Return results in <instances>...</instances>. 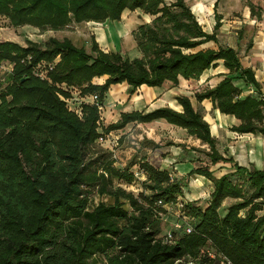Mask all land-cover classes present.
Returning a JSON list of instances; mask_svg holds the SVG:
<instances>
[{
  "label": "trees",
  "instance_id": "obj_1",
  "mask_svg": "<svg viewBox=\"0 0 264 264\" xmlns=\"http://www.w3.org/2000/svg\"><path fill=\"white\" fill-rule=\"evenodd\" d=\"M246 5L251 16L260 18L252 2ZM125 9L155 16L132 32L140 53L132 59L103 51L95 39L90 51L68 38L49 37L44 46L31 40L25 46L0 41V64H12L0 79V264H97V257L105 264H213L208 248L233 264H264V168L239 165L220 153L210 124L189 97H175L181 111L163 106L122 112L104 129L108 133L132 122L163 119L208 145L206 157L189 174L211 182L209 200L204 208L185 201L193 229L175 232L172 241L158 236L165 210L156 201L183 197L180 181L143 159L138 164L149 194L135 196L114 186L115 180L131 184L130 166L137 163L115 167L108 153L103 164L91 169L84 155L100 133L99 109L88 103L77 113L66 102L72 88L80 97L97 94L102 104L114 84L125 83L134 92L141 85H174L179 77L198 79L222 60L230 75L196 93L195 99L210 100L220 113L238 119L232 131L264 137V81L258 82L254 71L242 65L238 51L194 50L216 42V34L203 30L185 0L169 5L164 0H0V16L11 26L42 32L61 31L71 23L119 21ZM215 18L216 30L221 17L216 13ZM40 62L54 63L45 78L33 73ZM101 76H106L102 84L93 83ZM236 80L262 96L241 97ZM218 163L232 164L231 171L215 176L211 168ZM94 188L112 196L113 203L88 209ZM226 200L231 202L220 214Z\"/></svg>",
  "mask_w": 264,
  "mask_h": 264
},
{
  "label": "rangeland",
  "instance_id": "obj_2",
  "mask_svg": "<svg viewBox=\"0 0 264 264\" xmlns=\"http://www.w3.org/2000/svg\"><path fill=\"white\" fill-rule=\"evenodd\" d=\"M175 0H164L165 4H170L174 2ZM186 3L190 6L192 2L195 0H185ZM247 1H250L254 4L255 9L258 12H264V0H241V4L233 3V0H227L225 3L227 7L221 8L219 5L217 9H215L217 12L219 11H225L226 17L228 22L230 23V29L229 36L232 33V25H235L233 21L239 19H243V16L241 14V9ZM238 4V6H237ZM241 6V7H240ZM201 7H205V5H201ZM127 16L123 18V22H126L125 25L122 24L121 18L120 21H117L116 24H114L115 21L111 22L113 23L111 26L110 22H107L106 24H109L108 26L115 27V33L114 35L110 37H98L96 35L97 28L99 26L97 25H86L84 23L75 24L71 23L69 26H67L64 30L61 31H39V29L34 28L32 26H20V27H13L9 24L8 19H6L3 16H0V41H14L22 46H25L27 43V40H31L34 42L39 43L41 46H44L48 40L49 37H55L59 40L63 38H68L74 43L76 46H84L87 51H90L91 48V42L92 39H95L98 42L99 47L108 52L111 50L119 51L123 56H127L130 59L134 57L140 56L137 48H136V42L134 40V37L132 35V32L136 29V27L139 24L142 23H149L151 22L155 16L145 14L141 10H126ZM124 11V12H125ZM125 13V14H126ZM197 13V11H196ZM199 13V12H198ZM206 15L210 16V21L215 20L214 19V8L212 6L211 9L206 11ZM207 23V22H205ZM110 27V28H111ZM204 29H209L210 26H204ZM102 28H107V26H103ZM212 28V26H211ZM108 29V28H107ZM248 28L245 29L244 32H246ZM222 46H227L228 39L222 38ZM251 40L249 37H245V40L243 42L244 47L241 49V52L239 51V54L241 55V60L244 64H247V60L251 61L250 63L253 66V69L255 70V74L258 72H264V51L263 48H258L256 51L249 50L251 49ZM221 44V43H220ZM211 47H214V43L208 44ZM262 45V44H261ZM247 46H249V49H247ZM205 46H199L194 50L197 49H204ZM263 47V46H261ZM248 51H247V50ZM259 52L260 54H257ZM263 53V54H261ZM248 54V55H247ZM2 64V63H1ZM4 66L0 65V79L3 78V76H6L9 73V69L11 68L12 64L8 62H3ZM262 64V65H261ZM106 77L101 76L98 77L99 80L97 81H103ZM199 80V79H197ZM235 84L241 89V96L246 95H252L254 97H261L259 93L255 91L254 88H252L249 85H245L242 81L236 80ZM171 87H173V84H170ZM211 84H205V83H195V82H189V84L186 86V89H183L181 93H185L188 97L191 98V101L194 105V108L197 110H201L198 106V103L195 101L194 94L196 92L202 91L206 88H209ZM117 87V88H116ZM71 91V97L74 98L73 101H69L67 103L68 108L76 111L77 113H80L81 106H79L77 100L78 97V90L77 89H70ZM142 94L141 91H138L136 93H131L129 88L126 86V84H115L112 85V88L110 86L109 90L105 94L104 99L102 100V108L99 109L100 112V118H99V127L98 131L104 132L105 127H107L110 123L114 122L117 118V115H119V112L123 110H135V109H141L144 111L142 105L143 103L139 101V95ZM138 95V97H137ZM84 98V97H83ZM153 102V101H152ZM212 103L208 106H205L201 110V114L203 118L206 121H212V118H215V113L212 108ZM214 116V117H213ZM210 123V122H209ZM227 123V122H225ZM223 123V124H225ZM125 128L118 130L119 134L121 135V139L119 140L118 146L114 149V153L110 150L112 147L107 142H104L102 144L94 143L93 145L89 146V148L85 149V163L89 164L92 163L91 169L95 168L99 164H103L101 159H107L109 157L110 159L114 160L113 165L118 168H126L129 167L132 163H137L136 165H131L130 170L135 171L137 167H139V152L141 151L137 149V145L139 144V134L141 130L140 127L137 126V124L129 123L127 124ZM129 129V131H128ZM224 130V135H219L218 141L216 143V147L218 151L224 155L229 156L232 155V157L235 159L237 158L239 163H243L247 165L249 168H251L253 165L263 169L264 168V137L259 135H253V134H237L232 133L229 129L230 127L227 126ZM125 131H128V133H125ZM130 133V134H129ZM215 133V132H214ZM229 137L227 136V134ZM221 140V141H220ZM204 148L200 151L202 154L201 157H206V152L204 150L208 151V145L204 144ZM136 151H138L136 153ZM110 154L109 156L107 154ZM107 155V157H106ZM113 155H115V158H113ZM100 157V158H99ZM97 158L99 160L97 161ZM203 160V159H202ZM202 160H198L199 162H202ZM105 160H103L104 162ZM108 161V160H107ZM198 165V163L196 164ZM230 166L223 165L222 163H218L214 165L213 171L215 172V175H219V173L223 172V168L231 169ZM90 166V165H89ZM194 178L196 185L203 187L205 190L204 194H202V198H199L196 201H193L196 203V205H199L200 207L204 208L205 203L204 201L207 200L204 199V197H207V195L210 192V186L211 183L206 182V180L201 179L200 183H198L197 179L198 177H195L191 174H185L182 179L180 180V183L182 186L186 187L188 183L190 182V178ZM131 184H133V187L127 186L126 183L123 181H114V186H119L124 188L126 191L132 192L135 196H138V194H141L142 191L145 194H149L147 190L143 188L142 182L139 181H133ZM187 193L189 194V197L194 198V194L191 191H188V189H185ZM184 197V195H183ZM88 209H92L94 206H96L98 203L103 202L106 204L113 203L114 199L109 194L100 193L96 188L90 189L88 194ZM186 201V200H184ZM231 200H226L223 202V205L219 208L220 214L224 213V208L227 204H229ZM124 207L128 212H131L132 208L129 206L127 202H124ZM170 215V214H169ZM168 216V215H167ZM190 218V217H189ZM176 219V216L174 213H172L169 217H166L165 215L161 217V225H160V233L158 236H163L167 232L172 231L173 229V221ZM191 221V219H189ZM192 223V222H191ZM177 233H182V231H177ZM97 264H105V260L103 258H96ZM213 264H221L219 260H215Z\"/></svg>",
  "mask_w": 264,
  "mask_h": 264
},
{
  "label": "crops",
  "instance_id": "obj_3",
  "mask_svg": "<svg viewBox=\"0 0 264 264\" xmlns=\"http://www.w3.org/2000/svg\"><path fill=\"white\" fill-rule=\"evenodd\" d=\"M195 0L190 4V9L192 13L195 15L198 23L201 25L203 30L206 33H213L215 32L216 34V42L209 41L206 42L200 46H205L204 49L206 48H212V49H217L222 45V38L228 39L227 41V46H222V47H232L235 50L241 52V49L244 47V40L245 37H249L251 40V49H249V46H247V49L255 51L258 48H263L261 52L264 51V12H260L261 16L260 18H256L255 16L250 15V9L249 7L245 4L241 10V14L243 16V19H239L236 21H233L235 25H232V30L231 35L229 36V32L231 31L230 29V23L228 22L226 17V12L225 11H219L217 12L215 9H217L218 5L221 8L227 7L226 1L227 0ZM216 2V6H215ZM233 3H238L239 5L241 4V0H233ZM237 4V6H238ZM201 5H205V7H201ZM213 6L214 8V19L210 21V16L206 15V11L211 9ZM241 7V6H240ZM127 10V9H126ZM125 11V10H124ZM122 12L121 14V22L123 25H125L126 22H123V18L127 16V11ZM197 11V13H196ZM199 12V13H198ZM126 13V14H125ZM220 15V26L215 30L214 25L216 23V18L215 14ZM120 21V20H119ZM107 22H113V21H106L104 23H97V22H85L84 24L89 25H97L99 28H97V31L95 32L98 37H110L114 35L115 33V27H111L113 23H111V26H108L109 24H106ZM207 22V23H205ZM117 21L114 22L116 24ZM210 26L209 29H204V26ZM103 26H107V28H102ZM212 26V28H211ZM111 27V28H110ZM248 28L246 32L245 29ZM244 30V31H243ZM97 42V41H96ZM214 43L215 46L211 47L208 44L209 43ZM98 43V42H97ZM221 43V44H220ZM262 44V45H261ZM263 46V47H261ZM246 49V50H247ZM104 51V50H103ZM248 51V50H247ZM106 52V51H105ZM264 53V52H263ZM261 53V54H263ZM257 54H260L257 52ZM248 55V54H247ZM240 56V62L244 67H250L254 71V76L256 80L260 83H263L264 81V72H258L255 74V70L253 69L252 64L250 63L251 61L247 60V64H244L243 61L241 60V55ZM262 65V64H261ZM229 71L224 67L222 60H217L216 65L205 70L202 75L197 79H184L182 77L178 78V83L174 84L173 87H171L170 84L171 82H165L161 86L157 87H149L146 85H141L140 87L136 88L134 92L131 91V88L126 85L131 93H136L138 91H141L142 94L139 95V101L143 103L142 107L145 110L143 111L142 108L138 109V111H143V112H149L155 108L158 107H163V106H168L174 110L181 111L182 107L179 105V103L176 101L175 97L177 95H183L187 96L185 93H181L183 89H186V86L189 84V82H195L197 84L199 83H205V84H211L209 85V88L214 87L217 85V83L222 80L224 77L229 76ZM106 77V76H105ZM99 80L98 77L93 78V83L96 84H102L104 80L101 81H95ZM125 84V83H120V85ZM115 85V84H114ZM112 88V85H111ZM117 88V87H116ZM207 89V88H206ZM205 90V89H204ZM202 90V91H204ZM202 91L196 92L200 93ZM195 93V94H196ZM194 94V98H195ZM138 97V95H137ZM188 97V96H187ZM244 97V96H241ZM190 98V97H189ZM191 100V98H190ZM153 101V102H152ZM195 101L198 103L199 108L202 110L201 107L208 106L209 103L211 104L210 100L204 99L202 101ZM192 102V101H191ZM193 105V103H192ZM201 106V107H200ZM194 107V105H193ZM213 111L215 113V118H212V121H209L208 123L210 124V132L213 137L216 139V143L218 141L219 135H224V130L227 126L230 127V131L232 133H237L235 131L231 130L232 126H236L240 123L238 119H236L232 115L228 114H222L220 113L217 109H215L213 106ZM137 110V109H135ZM197 110V109H196ZM201 110H198L201 113ZM129 110H123L119 112V115H117V118L114 122H116L120 118V114L122 112H128ZM133 111V110H132ZM214 117V116H213ZM112 122V123H114ZM227 122V123H225ZM225 123V124H223ZM132 124H137V126L140 127L141 125V132L138 133L139 135V144L137 145V149L141 151L139 152V160L142 161L145 159V161L149 162L151 165L154 167L160 169V170H167L170 173L171 178L177 181H180L182 177L185 174H189V172L196 167V164L199 163L198 160L204 159L201 157L200 151L204 148V144L201 143L199 139H196L193 136H190L187 134L186 130L175 126L168 124L165 120L163 119H158L154 120L152 122L148 123H136L132 122ZM128 126V125H126ZM125 126V127H126ZM124 127V128H125ZM129 131V129H128ZM128 131H125V133H128ZM215 132V133H214ZM130 134V133H129ZM227 134V133H226ZM240 134V133H237ZM243 134H252V133H243ZM253 135H259V134H253ZM229 137V135L227 134ZM261 136V135H260ZM221 141V140H220ZM207 151V150H204ZM138 151H136L137 153ZM224 155V154H223ZM226 157V155H224ZM227 157H232V155H229ZM233 158V157H232ZM233 160L239 161L237 158H233ZM235 161V162H237ZM239 165L246 166L247 165L243 163L237 162ZM223 165L230 166L229 163H222ZM136 165V164H135ZM254 166V165H253ZM256 167V166H255ZM249 168V167H248ZM258 168V167H257ZM213 170V168H211ZM231 171V169H226L223 168V172L219 173V175H215V172L213 171L215 176H220L224 173H227ZM194 175L198 183H200L201 179L206 180V182L211 183L208 179H206L204 176L198 175V174H191ZM190 182L186 187L183 186V199L186 201H196L199 198H202V194H204L205 190L201 186H197L194 178H190ZM202 183V182H201ZM200 183V184H201ZM212 185V184H211ZM185 189H188V191H191L194 194V198L189 197V194ZM212 191V186H210V192L207 195V197H204V199L207 198L206 201H204L205 206L207 205V202L209 200V195ZM204 206V207H205Z\"/></svg>",
  "mask_w": 264,
  "mask_h": 264
},
{
  "label": "built area",
  "instance_id": "obj_4",
  "mask_svg": "<svg viewBox=\"0 0 264 264\" xmlns=\"http://www.w3.org/2000/svg\"><path fill=\"white\" fill-rule=\"evenodd\" d=\"M4 66V64H0ZM54 67V63H46V62H40L33 68V73L37 75L40 78H45V74L47 71L52 70ZM11 68L9 69V72L11 71ZM75 101L78 102L79 106H83L84 104L91 103L94 106H96L98 109L102 108V104L99 102L97 94L93 93L89 95L88 97H80ZM74 98L70 97L66 100L67 103L69 101H73ZM118 130H113L108 133L101 132L99 133L98 138L96 139V143L102 144L104 142L108 141V144L112 147L110 150L112 153H114V149L118 146L119 140L121 139V135L118 133ZM113 158H115V155H113ZM133 174V181H139L143 182L146 179V175L144 171L137 167L135 171H132ZM129 187H133V184H127ZM156 204L161 206L165 211L160 213L161 217L164 215L166 217H169L172 213L175 214L176 219L173 221V229L170 232H167L163 235L164 239L166 241H172L174 239L175 232L182 231L186 234L190 233L193 229L191 221L189 220V216L185 214V201L183 197L178 196L175 202L170 203H163L161 200H157ZM170 214V215H169ZM168 215V216H167ZM206 255L210 259L219 260L221 264H233L230 260L225 258L224 256L217 255L212 249L208 248L206 249Z\"/></svg>",
  "mask_w": 264,
  "mask_h": 264
}]
</instances>
